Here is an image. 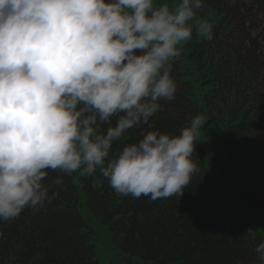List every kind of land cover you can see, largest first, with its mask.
Wrapping results in <instances>:
<instances>
[{"label":"clouds","instance_id":"clouds-1","mask_svg":"<svg viewBox=\"0 0 264 264\" xmlns=\"http://www.w3.org/2000/svg\"><path fill=\"white\" fill-rule=\"evenodd\" d=\"M204 0H0V221L40 211L63 187L48 171L99 174L120 195L181 196L198 174L203 114L178 135L147 125L177 92L172 61L193 38ZM116 117L113 126L112 118ZM108 125L105 129L104 126ZM264 264V242L255 249Z\"/></svg>","mask_w":264,"mask_h":264},{"label":"trees","instance_id":"trees-1","mask_svg":"<svg viewBox=\"0 0 264 264\" xmlns=\"http://www.w3.org/2000/svg\"><path fill=\"white\" fill-rule=\"evenodd\" d=\"M204 3L197 18L213 23V38L194 31L172 61L175 98L160 101L161 110L150 119L153 128L133 127L113 143L110 155L148 131L178 135L205 113L223 142L213 156L222 181L235 179L240 199L264 218V0ZM193 159L199 171L182 195L157 200L116 194L99 170L92 175L49 170L44 182L62 176L63 187L40 211L25 208L15 220L0 221V264H97L92 234L76 207L80 190L128 258L144 264H259L258 243L211 180L200 139Z\"/></svg>","mask_w":264,"mask_h":264},{"label":"rangeland","instance_id":"rangeland-1","mask_svg":"<svg viewBox=\"0 0 264 264\" xmlns=\"http://www.w3.org/2000/svg\"><path fill=\"white\" fill-rule=\"evenodd\" d=\"M206 124L202 127L198 139L203 143L206 167L211 180L217 187L219 194L226 202L230 213L240 222L243 228L251 235L258 244L264 242V218L253 209L247 199H240V185H235V179L224 183L220 177L222 169L217 168L213 159L215 152L222 145V140L215 138V130L205 113ZM76 177L74 180L76 181ZM76 207L84 219L87 230L91 232V244L94 246L97 264H144L143 261L134 256L128 258L112 242L111 231L107 224L93 213L86 205V197L82 190L79 191V199ZM262 218H261V217Z\"/></svg>","mask_w":264,"mask_h":264}]
</instances>
